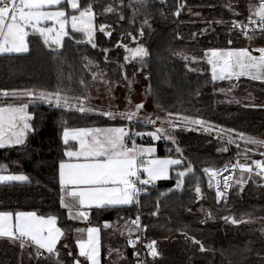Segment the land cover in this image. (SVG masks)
Segmentation results:
<instances>
[{
	"label": "trees",
	"instance_id": "trees-1",
	"mask_svg": "<svg viewBox=\"0 0 264 264\" xmlns=\"http://www.w3.org/2000/svg\"><path fill=\"white\" fill-rule=\"evenodd\" d=\"M81 2L93 3L97 29L100 24L111 25V39L97 31L95 39L98 47L93 49L87 43H76L84 39L73 34V39L64 38L63 47L57 49L58 55H49L51 50L43 46L37 34L31 33L27 37L28 53L0 55V90L70 89L69 95H86L90 99L93 93L102 89L99 79L94 82L91 73L103 72L105 79L114 82L112 87L122 91L118 92L120 94L132 95L141 90L147 109L164 115L171 112L199 117L224 129L231 128L264 139V108L245 107L247 104H264V84L247 79L212 82L205 57L209 48L229 47V39L233 40V47L254 49L264 44V38L254 37L249 42L237 35L236 30L230 32V24L205 23L220 19H245L250 0H179L187 5L179 17L172 15L178 0H167L163 5L158 0H151L147 13L141 12L134 22L132 9L128 7L130 0H123L124 7L118 8L117 13H104L103 8L109 4L117 7L120 0ZM251 2L256 3V0ZM229 3L239 13L238 16H233L225 7ZM161 11L164 17L160 16ZM119 12L124 14V20L118 19ZM146 14L150 17L152 28L146 29L144 36L140 37L138 28ZM206 27L209 31L200 34V30ZM129 32L137 37V41L126 35ZM193 33L196 35L193 36ZM121 37V42L129 48L142 43L148 49L149 56L143 70L136 60L124 61V49L115 47ZM101 48L109 49L107 62ZM84 57L94 61L98 67L86 68ZM192 57L196 60L193 61ZM122 72L133 81L131 88L121 78ZM82 79L87 84L86 88L81 87ZM149 87L150 95L146 94ZM221 88L224 92L219 91ZM118 100L121 103L120 97ZM29 111L34 113L36 131L29 134L23 147L0 149V164L6 166L4 172L27 175L30 182L0 184V211H36L43 215H57L58 226L65 232L60 242L62 257L65 256L63 244L74 247L78 235L74 232L75 228L95 226L101 229V264H113L116 259L115 253L109 256L110 248L120 249L126 257L118 264H135L132 249L126 245V235L122 236L120 231L125 221L129 217L134 218L138 211L142 224L147 225L142 235L150 241H157L161 253L155 262L149 257V264H261L264 259V181L257 178L255 182L250 180L243 191L234 186L227 199L217 204L215 189H209L202 171L206 167L220 169L234 162L237 159L235 145H226L214 132L177 129L174 134L178 145L185 160L190 161L194 168V174L185 177L183 187L169 191L175 188L176 180H158L141 194L138 209H92L88 225L68 220L65 210L59 207L58 163L65 159L61 118L67 122L69 129L114 126L126 122L108 120L98 112H64L47 105L38 108L30 106ZM134 127L139 131L138 126ZM150 141L145 136L137 144H149ZM73 144L69 142V146ZM174 147L170 142H159L157 156L177 158L175 151H170ZM224 147L228 151L217 150ZM244 147L241 143V151ZM260 151L264 149L249 153V157L260 156ZM197 184L202 192L200 200L195 198ZM157 203L159 210L152 216L151 213L157 210ZM208 212H211L212 219L201 223ZM224 216H235L249 222L226 224L221 219ZM106 221L112 225L111 228L103 227ZM191 237L201 241L206 251L200 252L199 246L189 239ZM30 251H21L18 245L0 240V264H37L34 255L30 258ZM41 264L48 262L41 261Z\"/></svg>",
	"mask_w": 264,
	"mask_h": 264
},
{
	"label": "snow or ice",
	"instance_id": "snow-or-ice-1",
	"mask_svg": "<svg viewBox=\"0 0 264 264\" xmlns=\"http://www.w3.org/2000/svg\"><path fill=\"white\" fill-rule=\"evenodd\" d=\"M160 4H166L167 0H158ZM151 0H130L128 7L132 9V21L141 12L147 13ZM185 3L179 0L172 13L179 17L181 11L186 7ZM123 0L117 7L105 5L104 13H117L118 8H123ZM233 16H238L232 4L225 5ZM247 22L240 20L206 21L211 24H230L229 31L239 30L237 35L244 37L249 42L252 41L257 30L264 36V0L258 3L248 4ZM97 13L91 2L82 3L81 0H0V55L22 54L30 51L26 37L29 35L28 29L33 34H37L45 48L50 49L49 55H58L57 49L63 47L64 37L73 39V34H80L84 40H77L76 43H87L93 49L98 47L95 39L97 31L104 37L111 39V25L100 24L98 29L95 24ZM199 16V13H196ZM160 16L165 14L161 11ZM118 19L124 20L122 12L118 13ZM149 15H145L144 20L138 28V35L143 37L145 30L152 28L149 22ZM50 26H42L49 24ZM70 28V31H69ZM209 31V28L200 30V34ZM132 40L137 41V37L132 33ZM196 34L193 33V36ZM118 40L116 48H123L126 55L124 61L136 60L141 64V70L145 66V60L149 56V51L142 43H137L134 48H129ZM233 40H228V45H232ZM55 46V47H54ZM107 62L108 48H101ZM258 53V54H254ZM177 55H182L177 53ZM206 62L210 67L211 80L232 81L246 77L253 81L264 84V46L254 49L249 47H225L209 48L205 52ZM185 60L187 56H183ZM85 67H98L88 57L83 58ZM195 61L196 57H192ZM187 66V65H186ZM123 68V65H121ZM92 80L99 79L106 85V91L112 90L113 83L105 79L103 72H92ZM121 78L127 82L131 88L132 80L127 73L122 72ZM145 79H148L145 76ZM81 87L86 88L87 84L80 80ZM231 89H229L230 91ZM71 90L57 88L54 91L45 89H13L0 90V149H9L16 146H25L30 133L36 131L34 124V113L29 111V107L38 108L40 105H47L49 108L64 112L75 111L81 114L97 111L98 115L108 120H119L118 127L106 128H74L69 129L66 121L61 118L63 131L61 140L65 145L63 156L58 163V185H59V207L67 213L70 221H79L90 225V211L92 209H133L139 208L141 193L147 192L148 185L161 179H169L170 170H176L177 189L184 184V179L189 174H194V168L190 161H186L183 150L179 147L176 135L180 130H202L205 133H215L218 139L226 145H235L237 148V159L235 162L225 164L223 170L215 168H204L202 171L209 178V189L215 188V200L219 204L227 199L228 190L234 186L241 191L244 185L256 178L264 181V159H250L249 153L257 149H264V139H258L248 135L243 131L235 129H224L212 124L210 121L199 117L180 116L171 112L160 116L156 113L146 111V104L142 99L133 104L130 98L127 99V106L124 111L96 110L86 106L88 96L69 95ZM224 92V89H219ZM151 94V88L147 90ZM231 102V101H230ZM239 103V101H236ZM157 107L159 105L157 104ZM245 107L264 108V104H247ZM143 125L151 130L137 131L134 126ZM149 137L153 143L145 146L137 144V138ZM164 140L175 145L174 150L177 158L172 156L160 159L155 156V142ZM75 142L69 146V142ZM241 143L245 146L241 151ZM253 147H247V146ZM218 151H228L227 147L217 149ZM259 155L264 158V151ZM243 157V160H241ZM182 169V170H179ZM6 171V166L0 164V172ZM221 171L229 172V176H222ZM239 175H236V173ZM221 177V179H216ZM222 180V183H221ZM215 181V183H213ZM19 182L29 183L30 178L24 174H0V184ZM172 189H169L171 191ZM163 196L164 193H161ZM195 198H202L201 187H195ZM157 210L151 213L157 214ZM212 219L211 212L206 214L205 220ZM226 224L238 225L247 223L235 216L221 217ZM59 217L55 214H38L36 211H0V238L7 240L13 245H18L21 251L30 249V258L34 255L37 264L41 261L48 264H101V229L95 226L77 227L74 232L78 235L74 241V247L63 244L65 256H61L58 247L65 236L64 230L58 226ZM105 229L111 228L109 222H105ZM147 229V225L142 224L141 216L137 211L134 218L129 217L125 221L124 228L120 231L122 236L126 235V245L133 249L135 264H149L151 257L155 262L161 255L157 248V241L151 240L144 244V257L137 248L142 240V233ZM194 245L199 246V251H206L201 241L194 237L189 238ZM115 253L116 259L113 264H118L126 259L120 249H109V256ZM264 264V259L261 260Z\"/></svg>",
	"mask_w": 264,
	"mask_h": 264
},
{
	"label": "rangeland",
	"instance_id": "rangeland-1",
	"mask_svg": "<svg viewBox=\"0 0 264 264\" xmlns=\"http://www.w3.org/2000/svg\"><path fill=\"white\" fill-rule=\"evenodd\" d=\"M42 26H45V27L50 26V22H49V24H45V25H42ZM69 31H70V28H69ZM28 32H29V34L33 33L31 29H28ZM78 35H80V34H78ZM27 37H26V39H27ZM82 38L84 39V37H82ZM98 82H99V84H100L102 89L100 91H97V92L93 93V95H91L92 97L87 100V104H86V106L91 107L92 109L109 110L110 106H111L112 110L124 111L126 106H127V99L126 98H130L132 100L133 104L140 102L142 99L145 101V98L142 95V91L141 90H139L138 92L133 93L132 95H126L124 93H122V94L118 93V92H122V91H118V90L114 89V87H112V90L109 93L108 91H106V85L104 83H102L100 80ZM119 97H120V102L121 103H118L119 102V100H118ZM146 111L149 112V113H156V114H158L160 116H164V114H162V113H160L159 111H156V110H150V109L146 108ZM93 112H97V111H93ZM138 130L139 131H146V130H151V128L150 127L145 128L143 125H139L138 126ZM157 142H165V141L164 140H160V141H157ZM145 146H147V145H145ZM156 153H157V150H156ZM157 158L163 159V158H166V157H164V156H162V157L160 156L159 157L158 156ZM237 175H239V173ZM0 240H4V239L0 238ZM59 248H60V246H59Z\"/></svg>",
	"mask_w": 264,
	"mask_h": 264
},
{
	"label": "built area",
	"instance_id": "built-area-1",
	"mask_svg": "<svg viewBox=\"0 0 264 264\" xmlns=\"http://www.w3.org/2000/svg\"><path fill=\"white\" fill-rule=\"evenodd\" d=\"M256 3H258V0H256ZM240 21H243V22H245V23L247 22L246 18L243 19V20H240ZM236 31L239 32L238 29H236ZM254 37H261V38H264V36H262V35L259 33L258 30H257V32H256V34H255ZM254 37H253V38H254ZM228 46L233 47L232 45H228ZM261 46H264V44H262ZM254 54H258V53H254ZM240 79H247V80H250V79H248V78H246V77H241ZM252 81H253V80H252ZM258 82H259V81H258ZM140 140H142V138H137V139H136V143L139 142ZM250 159H264V158H262L261 156H251ZM241 160H243V157H241ZM234 162H235V161H234ZM223 168H224V167H221L220 170H223ZM237 174H238V172L236 173V175H237ZM222 176H229V172L221 171V177H222ZM221 177H216V179H221ZM257 179H258V178H257ZM213 183H215V181H213ZM221 183H222V180H221ZM150 187H152V185H148V186H147V188H150ZM214 189H215V188H214ZM232 189H233V187L230 188V189L228 190L227 197L230 195ZM141 194H142V193H141ZM140 196H141V195H140ZM141 235H142V234H141ZM148 242H150V240L146 239V238L142 235V240H141L140 244H138V246H137V248L139 249V251H140V253H141V258L144 257V247H143V245H144V244H147ZM131 249H132V248H131ZM132 253H133V249H132Z\"/></svg>",
	"mask_w": 264,
	"mask_h": 264
},
{
	"label": "crops",
	"instance_id": "crops-1",
	"mask_svg": "<svg viewBox=\"0 0 264 264\" xmlns=\"http://www.w3.org/2000/svg\"><path fill=\"white\" fill-rule=\"evenodd\" d=\"M118 126H120V125H114V126H104V127H94V128H106V127H118ZM93 128V127H92ZM70 142H73V141H70ZM73 143H75V142H73ZM151 143H153L152 141H150V143L149 144H151ZM159 142H155V147H156V150H157V144H158ZM149 144H143V145H149ZM155 156H157V153H155ZM158 157V156H157ZM65 160H67V158L65 157ZM176 171L175 170H170V172H169V175H170V178H173V179H175L176 180ZM0 174H3V175H8L9 173H6V172H0ZM161 180H163V179H161ZM158 181V180H157ZM179 189H181V188H179ZM179 189H177V190H179ZM125 235H127V233L125 232ZM60 246V244H58V247Z\"/></svg>",
	"mask_w": 264,
	"mask_h": 264
},
{
	"label": "water",
	"instance_id": "water-1",
	"mask_svg": "<svg viewBox=\"0 0 264 264\" xmlns=\"http://www.w3.org/2000/svg\"><path fill=\"white\" fill-rule=\"evenodd\" d=\"M205 175V179H206V182H207V184L209 183V178H208V176L206 175V174H204ZM182 187H183V185H182ZM177 188L175 187L173 190H171V191H175Z\"/></svg>",
	"mask_w": 264,
	"mask_h": 264
}]
</instances>
